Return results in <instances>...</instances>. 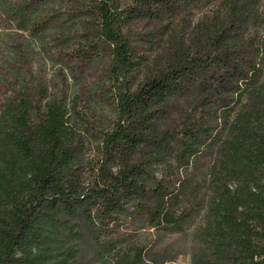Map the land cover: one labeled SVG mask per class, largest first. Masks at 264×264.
Returning a JSON list of instances; mask_svg holds the SVG:
<instances>
[{
  "label": "trees",
  "instance_id": "obj_1",
  "mask_svg": "<svg viewBox=\"0 0 264 264\" xmlns=\"http://www.w3.org/2000/svg\"><path fill=\"white\" fill-rule=\"evenodd\" d=\"M75 3L114 116L3 94L0 264H264V0ZM33 9L39 39L73 19Z\"/></svg>",
  "mask_w": 264,
  "mask_h": 264
},
{
  "label": "rangeland",
  "instance_id": "obj_2",
  "mask_svg": "<svg viewBox=\"0 0 264 264\" xmlns=\"http://www.w3.org/2000/svg\"><path fill=\"white\" fill-rule=\"evenodd\" d=\"M28 1L30 6L26 8ZM75 4V0H0V103L3 94L18 83L41 81L50 86L52 96L68 89L69 98L79 95L93 113L114 116L113 96L107 91L106 77L101 75L105 70L104 54L81 62L75 56L78 49L87 47L78 27L80 20L71 17ZM35 7L45 10L55 21L56 15L73 18L65 21L61 31L64 35L53 32L45 39L36 37L30 29L32 20L40 15ZM186 244L179 251L178 264H193L190 242Z\"/></svg>",
  "mask_w": 264,
  "mask_h": 264
},
{
  "label": "built area",
  "instance_id": "obj_3",
  "mask_svg": "<svg viewBox=\"0 0 264 264\" xmlns=\"http://www.w3.org/2000/svg\"><path fill=\"white\" fill-rule=\"evenodd\" d=\"M256 258H258V257H256Z\"/></svg>",
  "mask_w": 264,
  "mask_h": 264
}]
</instances>
